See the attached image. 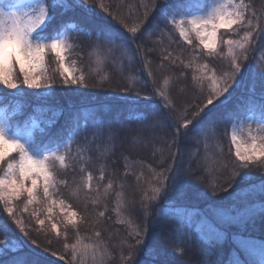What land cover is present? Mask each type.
Listing matches in <instances>:
<instances>
[{"label": "trees", "instance_id": "16d2710c", "mask_svg": "<svg viewBox=\"0 0 264 264\" xmlns=\"http://www.w3.org/2000/svg\"><path fill=\"white\" fill-rule=\"evenodd\" d=\"M102 2L114 11L118 20L122 19L130 28L144 18L141 3L150 5L151 0H102ZM176 2L177 0H167L169 5ZM252 2L258 10L264 6V0ZM160 3L164 4L165 0H160ZM86 7L93 9L95 19L106 20L122 33L128 40L127 45L135 48V42L141 51V37L138 35L133 39L131 33L126 31L118 20H112L106 15L98 6V0H87ZM157 17V12L150 13L144 27L150 29ZM60 20L84 23L79 10L58 14L57 21ZM65 30L77 33L73 28ZM241 34L243 31L240 36ZM79 37L86 38L81 35ZM151 40L158 50L159 46H165L166 52L158 53L159 57L154 52L148 53L143 59L146 71H142L143 67L141 69L140 65L137 66L138 60L133 66L126 63L125 65H128L122 70L112 71L115 73L114 77L102 84L95 92V98L84 89L69 90L59 84L50 97L37 98L31 95L33 90L25 89L24 92L28 95L22 98L24 108L21 115L16 117V122L22 124L25 119L31 117L39 121L41 126L45 127L47 135L43 137L38 135V142L49 138L63 140L73 127H79V131L83 128L86 130L101 128L98 121H103V127L112 128L110 151L99 160L92 159L91 165L93 162L102 165L104 168L102 181L108 183L112 180L113 187L117 186L116 192L105 193L104 202L99 200L94 207L84 205V200L75 203L83 215V223L73 235V238L77 235L83 244H94L97 241L95 233L99 231L101 233L99 239L103 242L104 264L141 262L152 264V256L148 254V249L156 250V264L161 260L168 261L169 264H256V258L250 249L264 244V189L261 187L264 169L254 165L247 179H241L239 175L235 181L231 179L234 171L239 173L241 170L223 167L226 161L235 159L230 135H225L223 127L219 131L209 128L199 138L197 129L192 126H189L187 131L180 129L182 135L179 147L183 154L185 169L199 179L193 180L181 192L168 194L167 200L161 198L151 203L144 198L145 193L152 195L151 188L155 184L153 177L171 163V159L167 150L161 152V144H148L143 136L134 135L142 127L138 118L145 110L156 106H159L161 112L168 114V110L163 108L161 103H153L156 89L162 87L165 94L176 101L177 116L181 114L182 109L187 108L188 118L191 119L190 115L195 110V105L197 102L201 104L205 102V97L197 95L196 99H193L191 92H188L177 98V91L192 82L194 66L208 62L206 58L197 57L192 47L180 40L178 35L165 33L161 37L160 33L156 32ZM159 40L161 41L158 43ZM168 52L172 53L171 58L162 61V57ZM140 54L142 56L143 52ZM188 63L192 64V67L184 68V64ZM213 66L217 72L226 70V49L221 56L209 63L210 69ZM55 68L50 69V76L54 78L57 77L59 70ZM179 73H185L187 79L178 77ZM125 88L130 89L127 93L130 96H135L137 92L141 93L139 104L129 105L115 98H106L110 95L104 96L112 91L121 94ZM251 94L248 90L237 89L228 100L217 104L215 111L204 116L201 123L216 124L226 113L239 109L242 100ZM144 95L153 98L146 101L143 99ZM255 96L258 99L260 95ZM9 100V97L0 99V107L7 105ZM188 104L193 107L188 108ZM49 121L52 122L50 126L47 123ZM176 123L173 116L168 115L167 124L161 121L158 130L150 135L157 140L171 141L176 134ZM172 151L175 152L176 148L174 147ZM144 203L150 205L146 218L145 209L142 207ZM2 207L0 204V210ZM100 212H104L103 217L99 216ZM116 220L118 225L115 224ZM26 224L29 225L30 221L27 220ZM143 224L146 227V234L143 233L141 237L131 235L137 228L145 230ZM37 226V223L31 222L28 228L25 227L29 233L25 236L6 214L0 216V240L16 239L23 243L22 250L16 253L10 251L0 256V264H8L14 255H27L30 261L39 260L41 264H65V260L70 261L71 249L69 247L66 252L64 248L68 241L60 239L51 231L44 234L37 232L34 230ZM141 238L144 240L143 245H137V239ZM34 240L36 243H33ZM204 250L210 255L205 256ZM130 252L133 260H122V257H127ZM174 252L182 254L173 255ZM60 255L65 259H57ZM83 264H94L90 253L83 258Z\"/></svg>", "mask_w": 264, "mask_h": 264}, {"label": "snow or ice", "instance_id": "6c2138e0", "mask_svg": "<svg viewBox=\"0 0 264 264\" xmlns=\"http://www.w3.org/2000/svg\"><path fill=\"white\" fill-rule=\"evenodd\" d=\"M86 5L87 0H0V99L10 98L7 105L0 107V204L3 205L0 216L6 214L25 236L29 233L23 221L17 218L14 207V203L21 201L25 196L24 211H27L28 205L43 203L46 205V218L51 224V232L57 237L61 235L51 215L55 207L62 210L65 208L63 199L59 202L55 199L59 185L65 183L63 179H58L57 172L58 168L61 170L69 168L68 161L73 155L71 144L79 133V127L71 128L63 140L49 138L38 142V135L41 137L47 135L45 127H42L39 121L31 117L25 119L22 124L16 122V117L21 115L24 108L22 98L28 95L24 90H33L31 95L42 98L52 96L58 84L75 91L88 86L85 75L82 72L76 74V62L74 60L68 62L79 45L69 41L64 32L65 28L76 29L78 35L92 41L90 49L107 47L109 50H122L128 44L127 38L106 20L95 19L93 9ZM98 6L112 20H118L114 11L110 10L102 0H98ZM140 6L144 8V18L136 26L129 28L122 19L118 22L131 33L133 39L138 35L141 37L143 52L141 59L155 51L151 37L159 32L161 37L165 33L178 35L180 40L192 47L197 57L206 58L208 61L193 68L192 82L177 91V98L188 92H191L193 99H196L197 95L205 97V102L202 104L197 102L195 105L191 119L188 118L187 108L182 109L181 114L177 116L176 101L163 93L158 95L168 114L161 112L159 106H156L145 110L138 118L142 127L134 135L143 136L148 144H161V152L167 150L171 159V163L153 177L155 184L151 188L152 195L145 193V200L151 203L161 198L167 200L168 194L181 192L193 180L199 179L185 169L183 154L179 147L182 135L180 129L187 131L189 126L197 129L198 138L209 128L219 131L223 127L225 135H230L235 159L226 161L223 167L241 170L239 173L233 172L231 176L233 181L237 175L241 179H247L254 165L264 169V91H261L258 99L255 96L256 76L259 77L260 86L264 89V67H255L254 56L257 38L264 39V6L258 10L252 0H177L173 5L167 4V0L164 4H161L160 0H151L150 5L142 2ZM76 10H79L84 23L75 20L57 21L58 14ZM152 12H157L158 17L152 27L146 29L144 23ZM222 29L224 31L221 33ZM242 31L243 36L236 39L235 37L240 36ZM224 49H227L226 70L217 72L214 66L210 69L209 63L221 56ZM49 54L55 57L58 65V75L55 78L48 76L45 70L46 58ZM171 56L172 53L168 52L162 57V61L169 60ZM81 58H83L82 54ZM249 59L254 61L252 94L242 100L239 109L226 113L216 124H202L204 116L217 109L220 98L224 97L225 101L228 100L240 85L244 77L242 69L246 67L245 62ZM190 67L192 64H184V68ZM181 76L187 79L185 73L178 74V77ZM129 91L128 88L123 89L121 94L115 96V100L129 105L139 104L141 93L137 92L135 96H130L127 94ZM143 99L151 101L152 97L144 95ZM187 107L191 108L193 105L188 104ZM168 115L173 116L177 121L176 134L171 141L157 140L150 133L158 130L161 121L167 124ZM47 123L50 126L52 122ZM98 124L104 126L103 121H98ZM237 124H240V136L236 129ZM253 124L256 125L255 128ZM241 139L244 144L243 149L240 146ZM174 147L175 152L172 151ZM81 151L84 149L81 148ZM80 171L84 172L85 169L81 167ZM100 179L103 180V173ZM92 180V174L88 173L84 182L85 189L91 190ZM108 187L111 188L112 185L109 184ZM261 187L264 189V181L261 182ZM149 206V203L142 205L145 209V218ZM67 207L70 209L71 205ZM63 214L66 216V225H71L75 229L78 212L69 210ZM99 216L103 217L104 212H100ZM36 223L40 227L34 230L43 231L46 219L37 216ZM131 235L141 237L140 229L137 228ZM95 236L97 241L94 244L82 245L79 239L71 246L65 243V251L67 252L69 247L71 249L70 261L65 260V264H77L78 261L79 264H83V258L89 253L94 264H104L103 242L99 239L101 233L97 231ZM33 243L36 241L34 240ZM143 243V238L136 241L137 245ZM0 246H2L0 256L4 255L5 249L13 253L23 249V243L16 239L0 240ZM250 252L256 258V264H264V244L253 246ZM148 254L152 256V264H156V250L148 249ZM176 254L182 252L173 253ZM204 255L208 256L210 253L204 250ZM57 259L63 260L65 257L60 255ZM122 260L132 261V253L122 257ZM8 264H41V262L30 261L27 255H14ZM159 264H169V262L161 260Z\"/></svg>", "mask_w": 264, "mask_h": 264}, {"label": "rangeland", "instance_id": "374dc122", "mask_svg": "<svg viewBox=\"0 0 264 264\" xmlns=\"http://www.w3.org/2000/svg\"><path fill=\"white\" fill-rule=\"evenodd\" d=\"M223 30V29H222ZM221 30V31H222ZM65 35L69 39L70 42H74L79 45V47L76 48L75 54L69 57V61H75L76 62V69H77V75H79L81 72L86 77L87 87L81 88L90 93V95L94 96L95 98V92L99 90V88L102 86L103 83H106L108 81H111V79L114 77L115 73H112V71H120L123 69V67L127 66L126 63H129L130 65H135L137 60L138 64L137 66L142 69V71L145 70L144 67V61L141 59L140 49L137 43L134 42V47L130 45H127L126 48L122 50H109L107 47L105 48H91L90 44H92V41H89L87 38L79 37V35L76 32H71L69 30H65ZM219 36V33H218ZM243 36L236 39H240ZM131 43H133V40L130 39ZM161 40L158 41V43ZM155 48L154 53L157 55L158 53H165L166 47L165 46H159V50L157 49L156 45L153 46ZM81 54L83 58H81ZM159 55V54H158ZM157 55V56H158ZM255 67L261 68L264 67V39L257 38V46L255 49ZM159 57V56H158ZM226 57H227V49H226ZM55 57L51 54L48 55L46 58L45 63V70L48 76H50V69H58V65L55 62ZM173 61V60H172ZM66 62V63H68ZM246 67L242 69L244 72V77L240 83L236 87L240 90H248L251 91V85L253 83V59H249L245 62ZM140 65V66H139ZM201 65H198L196 67H199ZM195 68V66L193 67ZM19 70L17 69V72ZM146 71V70H145ZM52 74V72H51ZM147 78V75H146ZM255 94L260 95L261 91H264V89L260 86V80L259 77H255ZM156 93L154 94L153 103H161L160 96L158 93H163L165 96V90L160 87L156 89ZM235 90V91H236ZM234 91V92H235ZM232 92V94L234 93ZM120 92L112 91L108 93V96L106 98H112L114 99L115 96L119 95ZM227 95V94H225ZM152 97V98H153ZM230 97V96H229ZM228 97V98H229ZM225 102L224 97L220 98V101L217 102V104ZM192 115H190L191 117ZM256 125L253 124V128H255ZM236 129L238 132V136H240V124L236 125ZM84 131V132H83ZM113 131L112 128L109 127H101V128H95L91 130H86L85 128L82 129V131H79L78 135L73 139V142L71 144V150H72V159L68 161L69 168L67 170H61L58 168V179H63L65 183L60 184L57 195L55 196V199L57 202H59L60 199H63L65 202V208L62 210L59 207H55L52 212V218L57 223L61 235L59 236L60 239H66L68 241V245L74 244L77 242V235H73L78 232V230L81 228L83 223V215L81 212H79V209H77V206L75 203H79L84 200V205H91L94 207L97 203V201L101 200L100 202H104L105 193L110 194L116 192V187H113V181L109 180L108 183L103 182L100 179L101 173H103L104 168L102 165H98L97 163L91 165L92 159H97L101 156H105L110 151V138ZM247 129L245 128V134ZM114 137L115 133L113 132ZM240 146L243 149L244 144L243 140L240 141ZM81 148L84 149V151H81ZM103 163V162H100ZM89 165V167H88ZM94 166H96L94 168ZM83 167L85 169L84 172H81L80 169ZM210 169V168H209ZM88 173H91L93 176V180L91 182V190L84 188V182L86 179V176ZM111 184L112 187L109 188L108 185ZM69 186V187H68ZM115 191V192H114ZM42 192L40 193V197L42 198ZM130 202V199H129ZM26 203V196L22 198L21 201L15 202L14 207L17 212V218L22 220L24 223V227L30 226L31 222L36 223V217L39 216L40 219H46V225L44 226L43 231H40L42 234L45 232L51 231V224L47 222V213L45 211L46 205L43 203L40 204H32L27 206V211H24V205ZM71 205V208L69 209L67 206ZM69 210H74L78 212V217L76 218L78 223L76 228L74 229L71 225H66V216L63 213H66ZM29 220L30 224H26V221ZM119 221V220H118ZM116 225L119 223L115 222ZM40 227L39 225L36 227ZM25 228V229H27ZM143 228H145V225L143 224ZM141 235L145 233V230H140ZM65 233L67 234L65 236ZM72 236V237H71ZM81 244L83 245V241L79 239ZM2 247V246H0ZM10 252L8 249H5V254ZM3 256V255H2Z\"/></svg>", "mask_w": 264, "mask_h": 264}]
</instances>
